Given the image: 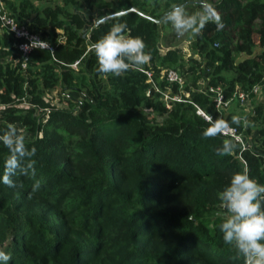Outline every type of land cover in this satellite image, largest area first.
I'll return each instance as SVG.
<instances>
[{
	"label": "trees",
	"instance_id": "trees-1",
	"mask_svg": "<svg viewBox=\"0 0 264 264\" xmlns=\"http://www.w3.org/2000/svg\"><path fill=\"white\" fill-rule=\"evenodd\" d=\"M3 1L30 32L55 42L60 29L67 42L33 47L22 67V37L6 27L0 33V135L9 124L17 130L25 124L33 134L25 136L26 146L36 148L25 160H35V177L17 170L15 187H9L2 176L10 152L0 141V250L11 255L8 264H243L219 229L218 213L226 211L219 195L244 170L264 184V152L255 148L264 149V105L256 103L247 116L251 123L263 122L258 136L244 148L234 141L233 153L219 156L216 150L232 138H205L210 121L195 104L218 117L208 86L222 87L225 97L243 90L252 101V87L264 81V0L210 2L224 28L217 31L209 22L195 35L191 47L200 58L190 56L188 63L174 48L159 53L156 20L141 0H119L120 9L136 10L98 23L59 4H46L38 13L35 0ZM64 1L90 7L96 0ZM114 23H125V35L144 40L151 59L142 66L153 70L156 87L134 67L120 76L106 74L109 88L94 93L95 100L78 101L75 113L53 107L40 121L32 107L17 105L22 99L41 101L60 73L65 86L81 83L92 90L90 84L104 74L91 49ZM257 45L262 49L255 52ZM62 59L66 63L56 69ZM170 67L181 74V85L160 75ZM168 88L180 96L169 105L161 93ZM152 111L162 114L159 121H151ZM233 115L239 113L223 118L232 123ZM57 121L73 139L39 133Z\"/></svg>",
	"mask_w": 264,
	"mask_h": 264
},
{
	"label": "clouds",
	"instance_id": "clouds-1",
	"mask_svg": "<svg viewBox=\"0 0 264 264\" xmlns=\"http://www.w3.org/2000/svg\"><path fill=\"white\" fill-rule=\"evenodd\" d=\"M201 11L189 13L183 4L171 5L163 20L170 23L178 35L186 33L200 35L209 22L216 25V30L224 28L221 14L209 0H197ZM123 13H118L122 15ZM127 25L114 23L110 30L92 46L98 61V72L120 76L134 67L149 63L151 53L146 52V44L139 37L125 35ZM46 46V42H41ZM26 47H36V42ZM243 118L232 116L233 124H241ZM210 126L204 131L205 138H215L230 133V124L224 119L210 121ZM236 140H239L237 137ZM0 141L9 150L10 155L4 162L2 182L15 187L12 177L19 170L24 175H36L35 160H29L36 154V148L29 150L26 146L25 135L18 132L13 124L0 135ZM232 139H225L221 148L216 150L219 156L231 155L236 148ZM37 181L34 188H38ZM223 202L225 213H218L223 217L219 225L226 244L232 245L236 250L234 259H243V264H264V184L251 178L248 171L236 172L219 195ZM11 255L0 250V264H8Z\"/></svg>",
	"mask_w": 264,
	"mask_h": 264
},
{
	"label": "rangeland",
	"instance_id": "rangeland-1",
	"mask_svg": "<svg viewBox=\"0 0 264 264\" xmlns=\"http://www.w3.org/2000/svg\"><path fill=\"white\" fill-rule=\"evenodd\" d=\"M14 1L15 3L17 2V0ZM214 1L215 0H209V2ZM34 3L38 7L36 10V12L38 13L41 12V8L46 4H59L65 6L70 11H79L81 15L85 18L89 17V15H92V17H94L95 19L106 15L109 9H120V6L118 5L119 0H96L92 2V6L90 7L83 4V2L65 3L64 0H35ZM141 3L143 7L146 8L149 13H151V18L155 20L160 19L159 21H156L157 29L155 34V41L160 54L165 53L168 48H174L183 63H188V58L190 56L200 58L196 51L191 47V42L195 35H193L192 33H186L183 36L178 35L172 28L171 24L165 23L163 20V17L168 11L171 10V5L173 4L185 5L190 14L197 11H201L197 0H141ZM3 10L7 12L9 11L5 2L3 0H0V19H2ZM4 27L5 26L0 23V33L5 31ZM57 33L58 34L55 37V42L54 40H52L53 44L51 43L52 41L50 42L49 39L46 40L47 42L51 43L49 44L51 48L53 45L55 46L56 43H67L65 35L61 32L60 29H58ZM261 49L262 47L257 45L255 47V52H258ZM244 56V54L241 55V57ZM59 61L60 64L57 65L56 69H60L62 65L61 63H66L67 60L62 59ZM77 64V61L71 62V65L73 67H77ZM100 79L101 81L97 85L90 84L92 90H89L86 86H83L81 83L79 86L67 87L65 86L63 79H61L60 73V78L55 84V86L43 90L40 95L41 101H39L38 103H32L26 99H22L20 102H18L19 104L17 105L21 107H32L34 109V117H37L40 121L47 120L48 111L53 109V107L65 108L75 113L78 101L85 99L95 100L94 93H99L102 90H106L109 88L108 82L106 80V75H102ZM200 83L202 84L201 87L204 89L206 79L200 80ZM256 103H262L264 105V81L258 91L255 92L252 101L250 99H245L244 102H241L238 99L233 100L230 106L227 107V109L225 110V113L234 111L241 115V117L243 118V125L240 126V128L243 133L242 135L248 142H252L253 138L258 136V128L263 124L261 120H259V122L257 123H251L249 120H247V116L250 113L254 112ZM1 107L2 104L0 103V109ZM149 115L152 118L151 121H159L162 117V114L156 111L150 112ZM17 126L18 132L23 133L26 137L33 136L31 130H29L25 124H18ZM39 133L45 134V136H50L51 138L59 136L60 138L65 140H71L74 138V133L70 131V128L67 125H64L63 123H59V121L55 122L52 130L50 129L49 125H47L45 132L40 131ZM255 148L264 152V149H260L257 146ZM53 218L55 220L59 219L58 216H56L55 214H53Z\"/></svg>",
	"mask_w": 264,
	"mask_h": 264
},
{
	"label": "built area",
	"instance_id": "built-area-1",
	"mask_svg": "<svg viewBox=\"0 0 264 264\" xmlns=\"http://www.w3.org/2000/svg\"><path fill=\"white\" fill-rule=\"evenodd\" d=\"M0 23L6 28H8L11 32H13L15 36L22 37V40L18 43V47L21 50V55L23 57V61L21 63L22 67H25L28 54L33 48V47H26V46H30L33 44V42H36V47L40 46V47L50 48V45L46 40L41 39L37 34L30 32L24 24L19 23L13 16L9 15L7 11L5 10H3V16H2V19H0ZM41 42H46V46ZM138 68L141 71L145 72L147 76V81L151 82L152 85L156 87V84L152 79L153 70L150 67L146 68L143 66H140ZM160 73H161L160 75L164 76L165 79L169 82H178L181 85L183 81L181 74L176 68L170 67L167 69H163L160 71ZM261 85L262 84L254 85L252 87V91L254 93L257 92ZM206 91H208L207 93L210 95L213 101L214 107L218 111V117H214L211 113L205 112L197 104H195V107H196V112L203 115L205 119L209 121H214L216 119H221V118L224 119L223 117H225L227 113V112L225 113V110L227 109V107L230 106L231 104L230 102L232 101L234 97H236L241 102H244L245 99H250V97L248 96V93L243 90H237L233 94L232 97H225L223 93V88L220 86H208L206 88ZM161 93H162V98L166 102L167 105H169L168 101L170 99H180L179 94L171 93V90L169 88L162 90ZM228 123L230 124V133L226 134L225 136L231 137L233 141H237L238 143H240L241 148L246 147L247 142L244 136L242 135L243 133L241 129L239 130L237 125H234L230 123L229 121ZM237 137L239 138V140H236ZM239 157H241L240 154H239ZM241 159H242L243 164L245 165L246 164L245 160L242 157ZM245 169H246V166H245Z\"/></svg>",
	"mask_w": 264,
	"mask_h": 264
},
{
	"label": "water",
	"instance_id": "water-1",
	"mask_svg": "<svg viewBox=\"0 0 264 264\" xmlns=\"http://www.w3.org/2000/svg\"><path fill=\"white\" fill-rule=\"evenodd\" d=\"M130 10H136V7H135V6H131V7H129V8L119 9V10L113 11V12H111V13H107L106 15H104V16L98 18L97 21H96V23L101 22V21H103V20H105V19H107V18H110V17H112V16L118 15V13H125V12H128V11H130ZM159 20H160V19H156V21H159Z\"/></svg>",
	"mask_w": 264,
	"mask_h": 264
}]
</instances>
